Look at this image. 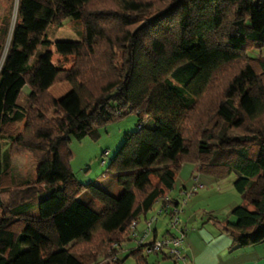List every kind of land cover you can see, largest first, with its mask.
Here are the masks:
<instances>
[{
  "label": "trees",
  "instance_id": "16d2710c",
  "mask_svg": "<svg viewBox=\"0 0 264 264\" xmlns=\"http://www.w3.org/2000/svg\"><path fill=\"white\" fill-rule=\"evenodd\" d=\"M67 19L80 39L56 42L54 62L46 31ZM9 27L3 17L0 264H123L131 222L143 225L183 165L235 175V222L216 223L235 249L264 242V58L250 57L264 47V0H18L5 48ZM62 84L71 90L55 100L49 90ZM130 114L139 125L106 168L121 195L78 182L71 138L96 139ZM22 155L36 173L18 188L11 159Z\"/></svg>",
  "mask_w": 264,
  "mask_h": 264
},
{
  "label": "rangeland",
  "instance_id": "374dc122",
  "mask_svg": "<svg viewBox=\"0 0 264 264\" xmlns=\"http://www.w3.org/2000/svg\"><path fill=\"white\" fill-rule=\"evenodd\" d=\"M17 4L18 0H0V20L3 17H7L10 21L9 34L4 42L5 48L9 45L11 33L15 24ZM80 28L81 24L79 21L67 19L61 27L57 28L51 26L47 29L46 39L52 44L49 50L53 55L54 62L59 58L55 53L54 44L56 42L79 41ZM252 55H260L264 58V47L261 51L251 52L250 57H252ZM27 92L28 88L25 87L23 93ZM138 125L139 119L137 116L135 114H130L109 123L105 127L98 128L96 130V139L82 135L72 137L69 144V150L72 154L71 171L76 180L82 184L92 183L97 187H105L106 184H110L112 181H110L109 176L106 174L107 165L123 143L125 137L136 131ZM157 129L161 133L167 132L159 126H157ZM104 152H108V157L103 156ZM13 163L14 178L16 179V182L15 184L13 183V185L11 184V186L15 187L18 186L17 183H21V181L28 182L35 178L36 163L30 155H22L14 158ZM20 170L22 175L19 173ZM196 176L202 181L201 184L205 186V190L199 192L196 191V194L191 195V197L186 200L187 203L185 202L181 205L182 213L179 216L180 225L183 226L184 224H187L186 231L191 229L199 231L202 229L203 223L207 222L209 217L212 216L215 218L229 217L230 221H234V217L231 215V212H229L230 210L227 212L226 207L227 204L231 206L233 203L236 205L243 201L242 196L233 188V181L236 179V176L232 174L224 180H215L197 174ZM21 178H23V180H21ZM114 186L115 189L110 190L109 193L112 197L118 198L122 193V189L117 185ZM88 197L89 195L84 193L78 198V200L84 202ZM191 199H193L192 202H190ZM165 218L166 217L163 216L160 217L159 222L165 220ZM131 244L133 243H128V245ZM129 249H126V251H123L120 255L123 264H135L133 258L128 257ZM155 259V254L148 256V262L150 264H153ZM160 264L181 263H174L173 260H163Z\"/></svg>",
  "mask_w": 264,
  "mask_h": 264
},
{
  "label": "crops",
  "instance_id": "0c3cea01",
  "mask_svg": "<svg viewBox=\"0 0 264 264\" xmlns=\"http://www.w3.org/2000/svg\"><path fill=\"white\" fill-rule=\"evenodd\" d=\"M252 58H262L260 55H252ZM71 90V87L68 84H62L53 86L49 93L55 100H60L66 96ZM1 144H0V165H1ZM14 158L11 159V184H15L14 178ZM23 168V167H22ZM22 170V169H21ZM20 170V174L22 175ZM23 177V176H21ZM23 180V178H21ZM35 178L31 181L33 182ZM26 182L21 181L17 183L18 186L24 188L23 184ZM112 183V184H111ZM202 181L195 174V168L191 165H183L180 173L178 174L173 189L170 192L169 196L176 201L181 200L184 192L191 191L194 187H197V192L205 190V186L201 184ZM115 184L110 182L106 184L105 187L99 186L106 193H109L110 190L115 189ZM14 187V186H13ZM110 194V193H109ZM196 194V193H194ZM202 197V196H201ZM199 197V198H201ZM193 199L190 200L192 202ZM187 203V202H186ZM242 202L234 205L227 204V212H231L235 206H239ZM229 206V207H228ZM228 214V213H226ZM227 220L230 221L229 217H209L208 221L203 223L202 229L198 230H187L184 240V251L183 255L189 264H264V242L258 245L235 249L232 247L231 239L222 232L220 225L217 224V221ZM204 226V227H203ZM180 227L187 229V224ZM143 225H139L138 233H141ZM168 219L162 220L153 226V238H161L168 231ZM173 234L178 233L177 230H171ZM131 245H126V249H131L134 247V242ZM128 242V243H129ZM129 249V250H130ZM154 255V254H153ZM155 262L153 264H160L164 258L161 255H156ZM169 260V259H166Z\"/></svg>",
  "mask_w": 264,
  "mask_h": 264
},
{
  "label": "built area",
  "instance_id": "2783aa9c",
  "mask_svg": "<svg viewBox=\"0 0 264 264\" xmlns=\"http://www.w3.org/2000/svg\"><path fill=\"white\" fill-rule=\"evenodd\" d=\"M5 54L6 50L3 54V58ZM103 156L107 157L108 152H104ZM197 189V187H194L191 191L184 192L179 201L173 200L169 195L158 200L153 213L143 223L141 233H138V222L135 220L132 221L128 231V238L134 242V248L144 247L145 252L149 255L164 253L176 263L189 264L183 255L186 230L180 227L179 216L182 213L181 205L184 204ZM162 216L168 219V228L170 232L171 230H177L178 233L172 234V236L153 238V226L159 222Z\"/></svg>",
  "mask_w": 264,
  "mask_h": 264
}]
</instances>
